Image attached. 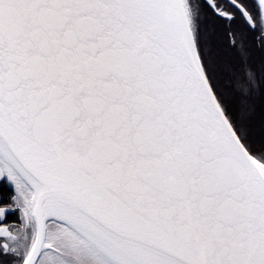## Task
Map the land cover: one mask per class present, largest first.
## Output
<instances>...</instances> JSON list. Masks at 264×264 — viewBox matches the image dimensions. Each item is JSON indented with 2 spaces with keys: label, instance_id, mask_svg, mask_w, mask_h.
<instances>
[{
  "label": "snow or ice",
  "instance_id": "obj_1",
  "mask_svg": "<svg viewBox=\"0 0 264 264\" xmlns=\"http://www.w3.org/2000/svg\"><path fill=\"white\" fill-rule=\"evenodd\" d=\"M209 18L264 47V0H0V264H264L255 76Z\"/></svg>",
  "mask_w": 264,
  "mask_h": 264
},
{
  "label": "trees",
  "instance_id": "obj_2",
  "mask_svg": "<svg viewBox=\"0 0 264 264\" xmlns=\"http://www.w3.org/2000/svg\"><path fill=\"white\" fill-rule=\"evenodd\" d=\"M207 27L213 41L219 45L225 61L237 69L243 68L244 71L252 72L255 76L254 90L250 95L245 93L251 116L250 127L246 131L251 143L257 148L264 147V47L255 39L258 33L237 20L231 28L243 34L242 48L246 51L229 50L224 37L225 29L229 25L213 22L209 18Z\"/></svg>",
  "mask_w": 264,
  "mask_h": 264
},
{
  "label": "flooded vegetation",
  "instance_id": "obj_3",
  "mask_svg": "<svg viewBox=\"0 0 264 264\" xmlns=\"http://www.w3.org/2000/svg\"><path fill=\"white\" fill-rule=\"evenodd\" d=\"M254 0H250V3H253ZM239 20V19H237ZM241 21V20H240ZM15 194V188L12 184H10L6 179L0 178V206L3 205H12V196ZM20 213H9L6 224H14L18 225L20 220Z\"/></svg>",
  "mask_w": 264,
  "mask_h": 264
},
{
  "label": "rangeland",
  "instance_id": "obj_4",
  "mask_svg": "<svg viewBox=\"0 0 264 264\" xmlns=\"http://www.w3.org/2000/svg\"><path fill=\"white\" fill-rule=\"evenodd\" d=\"M250 142V141H249ZM250 144H252L254 147H256L257 148V146L256 145H254V143L252 142H250ZM257 149H260V148H257Z\"/></svg>",
  "mask_w": 264,
  "mask_h": 264
}]
</instances>
